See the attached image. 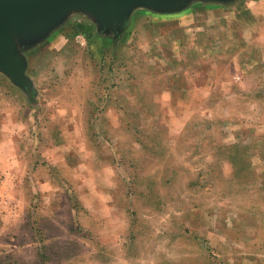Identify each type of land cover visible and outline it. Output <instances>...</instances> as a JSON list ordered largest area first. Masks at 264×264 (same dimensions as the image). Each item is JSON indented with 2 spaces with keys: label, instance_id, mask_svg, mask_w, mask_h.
<instances>
[{
  "label": "rangeland",
  "instance_id": "1",
  "mask_svg": "<svg viewBox=\"0 0 264 264\" xmlns=\"http://www.w3.org/2000/svg\"><path fill=\"white\" fill-rule=\"evenodd\" d=\"M19 52L0 264H264V0L136 6L119 32L73 9Z\"/></svg>",
  "mask_w": 264,
  "mask_h": 264
},
{
  "label": "water",
  "instance_id": "2",
  "mask_svg": "<svg viewBox=\"0 0 264 264\" xmlns=\"http://www.w3.org/2000/svg\"><path fill=\"white\" fill-rule=\"evenodd\" d=\"M188 0H0V72L22 89L30 90L26 60L20 45L43 38L73 9L95 18L100 30L119 32L136 6L173 12ZM227 1V0H222Z\"/></svg>",
  "mask_w": 264,
  "mask_h": 264
},
{
  "label": "crops",
  "instance_id": "3",
  "mask_svg": "<svg viewBox=\"0 0 264 264\" xmlns=\"http://www.w3.org/2000/svg\"><path fill=\"white\" fill-rule=\"evenodd\" d=\"M193 80V79H192ZM193 83H194V85H193V87H192V89H190L189 91H188V93H190V95H191V93L193 92V93H196V92H198V89H202V90H204L205 88H203L202 86H199V84H197L196 82H194V80H193ZM187 93V94H188ZM189 95V96H190Z\"/></svg>",
  "mask_w": 264,
  "mask_h": 264
},
{
  "label": "trees",
  "instance_id": "4",
  "mask_svg": "<svg viewBox=\"0 0 264 264\" xmlns=\"http://www.w3.org/2000/svg\"><path fill=\"white\" fill-rule=\"evenodd\" d=\"M85 30H86V28H85ZM85 30H83V33H85L86 35H87V40H88V42L89 43H92V37H91V35L87 32V31H85ZM85 31V32H84ZM87 32V33H86ZM114 57V56H113ZM115 57H116V55H115Z\"/></svg>",
  "mask_w": 264,
  "mask_h": 264
}]
</instances>
